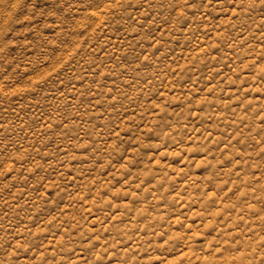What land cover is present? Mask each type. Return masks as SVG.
<instances>
[{
	"label": "rangeland",
	"instance_id": "1",
	"mask_svg": "<svg viewBox=\"0 0 264 264\" xmlns=\"http://www.w3.org/2000/svg\"><path fill=\"white\" fill-rule=\"evenodd\" d=\"M0 264H264V0H0Z\"/></svg>",
	"mask_w": 264,
	"mask_h": 264
}]
</instances>
